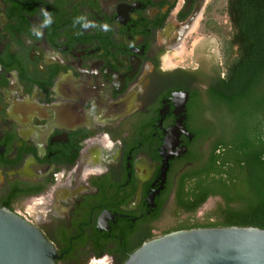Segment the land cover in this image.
I'll return each mask as SVG.
<instances>
[{"label":"flooded vegetation","instance_id":"obj_1","mask_svg":"<svg viewBox=\"0 0 264 264\" xmlns=\"http://www.w3.org/2000/svg\"><path fill=\"white\" fill-rule=\"evenodd\" d=\"M217 1L0 0V207L55 264H124L221 219L219 196L196 206L208 176L229 183L236 167L234 125L209 97L223 53L208 64L200 46L218 37Z\"/></svg>","mask_w":264,"mask_h":264},{"label":"trees","instance_id":"obj_2","mask_svg":"<svg viewBox=\"0 0 264 264\" xmlns=\"http://www.w3.org/2000/svg\"><path fill=\"white\" fill-rule=\"evenodd\" d=\"M230 31L223 43L226 76L209 89L210 101L234 125L227 157L236 165L230 182L208 176L200 205L219 196L221 219L198 227L252 226L264 229V0H226ZM214 31L221 35L217 21ZM203 171H217L214 157Z\"/></svg>","mask_w":264,"mask_h":264},{"label":"water","instance_id":"obj_3","mask_svg":"<svg viewBox=\"0 0 264 264\" xmlns=\"http://www.w3.org/2000/svg\"><path fill=\"white\" fill-rule=\"evenodd\" d=\"M57 252L35 226L0 207V264H55ZM124 264H264V229L199 227L144 243Z\"/></svg>","mask_w":264,"mask_h":264},{"label":"rangeland","instance_id":"obj_4","mask_svg":"<svg viewBox=\"0 0 264 264\" xmlns=\"http://www.w3.org/2000/svg\"><path fill=\"white\" fill-rule=\"evenodd\" d=\"M225 7H226V0L217 1L216 16H217L218 25L221 27V35L217 34L218 35L217 38L211 36V38H209L208 40L205 39L206 41H204L200 45L202 49L204 47H207V49L212 54V56H208L207 58L209 59L208 64H210V62H215V64L216 63L219 64L221 61H223V57H222L223 43L225 40V36H227L230 31V26L226 16ZM190 54L191 53L188 52L187 57H190ZM221 63L225 65V62H221ZM216 204H220V201L216 198H212L208 200L201 209L208 212L212 210Z\"/></svg>","mask_w":264,"mask_h":264},{"label":"clouds","instance_id":"obj_5","mask_svg":"<svg viewBox=\"0 0 264 264\" xmlns=\"http://www.w3.org/2000/svg\"><path fill=\"white\" fill-rule=\"evenodd\" d=\"M44 16H45L44 25L50 24L52 21H51V17L49 16V14L45 12ZM39 35L40 33L37 32V37H39Z\"/></svg>","mask_w":264,"mask_h":264}]
</instances>
